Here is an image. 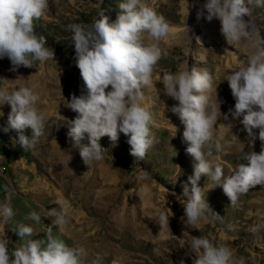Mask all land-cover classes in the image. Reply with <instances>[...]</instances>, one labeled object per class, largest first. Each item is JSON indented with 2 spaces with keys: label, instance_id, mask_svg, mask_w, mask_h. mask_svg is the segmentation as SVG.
Masks as SVG:
<instances>
[{
  "label": "rangeland",
  "instance_id": "374dc122",
  "mask_svg": "<svg viewBox=\"0 0 264 264\" xmlns=\"http://www.w3.org/2000/svg\"><path fill=\"white\" fill-rule=\"evenodd\" d=\"M165 1L153 0L152 8L162 14ZM174 1L180 4L184 0ZM197 1L205 3V0ZM120 2L102 0L98 7L100 0H49L44 17L36 22L35 31L46 37V46L54 51L55 57L44 63L37 61L33 67L21 66L16 71L11 70L8 58L0 59V89L11 91L28 84L33 90L41 88V109L38 110L47 117L44 134L35 148L24 151L15 141L18 140L15 130L3 131L11 112L10 105L0 106V203L11 195L15 213L8 223L0 218V239L7 240L9 249L23 244L26 239H46L49 226H53V218L46 216L47 212L59 209L56 201H62L70 205L68 222L63 231L58 225L53 226L52 234L70 247L85 248L88 257L83 264L93 261L97 264H113V261L115 264H194L198 256L189 248V242L192 236L200 235L228 246L235 258L244 257L245 264H264V186L257 185L242 194L238 205L233 207L222 186H213L207 176H202L199 184L209 206L208 218L199 222V230L186 227L181 219L184 209L178 199H184L183 184L193 174V161L186 153L187 144L182 139L184 126L169 110L167 95L160 105L150 108L156 102L151 97L154 88L163 86L159 81L161 73L178 71L186 56L192 68L206 70L213 76L210 95L214 97L219 91L226 92L231 97L227 111L234 108L235 100L225 79L244 60L240 62L241 49L226 43L219 19L209 20V30L218 37L215 45L195 40L196 47L187 53L181 43L160 42L159 46L166 48L170 57L158 62L152 85L145 90L144 106L155 114L157 126L152 130L156 142L146 157L136 160L130 154L128 137L120 133L115 142L107 135L100 139L105 150L101 161L94 162L89 168L83 163L80 146L89 141L85 137L77 144L69 135L68 121L77 114H71L66 103L73 94H86V89L80 70L75 66V46L67 26L89 24L101 10L112 23L120 11ZM245 4L251 11L245 20L252 21L260 36L264 35V7H256L248 0ZM175 12L180 18L179 5ZM167 21L170 26L177 23ZM38 75L42 80H37ZM110 90L111 86L106 89ZM214 101L217 104L220 100ZM242 119L241 116L240 130L230 131L231 139L242 133L250 151L259 152L261 142L257 139L254 148L249 144ZM173 124L179 129L175 136L168 131ZM159 125L167 131L158 128ZM24 134L31 137V128L25 129ZM246 154L236 151L222 157L220 152L213 150L208 159L214 165L220 164L227 176L230 167L247 163L243 161ZM144 174L147 178L138 181L137 177ZM33 211L41 215V222L27 218ZM161 212L169 217V224L163 227L158 223ZM19 224L33 227V235L19 238L12 230Z\"/></svg>",
  "mask_w": 264,
  "mask_h": 264
},
{
  "label": "clouds",
  "instance_id": "9594fccd",
  "mask_svg": "<svg viewBox=\"0 0 264 264\" xmlns=\"http://www.w3.org/2000/svg\"><path fill=\"white\" fill-rule=\"evenodd\" d=\"M248 2L264 7V0ZM101 3L102 0L97 6ZM48 6L49 0H0V59L8 58L12 71L55 57L54 51L46 46V37L35 31L36 22L44 17ZM119 9L112 23L101 10L89 24L67 26L75 46V66L80 70L86 89V94H73L66 103L77 114L68 121L69 135L77 144L87 137L89 143L80 146V156L88 168L103 159L105 150L99 141L105 135L114 142L120 133L127 136L130 154L136 160H143L156 142L152 131L155 114L144 106V98L158 62L170 57L169 51L159 46L160 42L168 40L170 24L147 0H121ZM205 10L208 20L213 17L220 20V31L226 43L246 54L242 65L225 79L235 100L229 112L233 119L243 117L241 122L248 133L249 144L254 148L258 139L261 148L259 152L248 151L243 157L247 163L230 167L225 176L222 166L208 159L213 150H222L220 136L214 132L218 112L210 96L213 76L203 69L189 70L187 60L181 70L162 74L159 81L164 85V93L177 102L169 110L184 126L182 139L193 161V174L183 184L184 199H178L184 209L181 219L186 227L198 230L199 222L208 218L209 209L199 184L202 176H207L213 186L221 185L233 207L238 205L242 194L257 185L264 186V39L256 25L245 20L251 15L245 0H205L198 18ZM109 86L111 90L106 91ZM39 99L29 86L11 91L0 89V106L11 107L3 131L15 130L18 133L15 141L24 151L34 149L44 134L47 117L35 107ZM227 118L225 115L224 119ZM27 128L32 130L31 137L24 134ZM178 130L176 125L168 129L172 136ZM146 178L147 174L137 177L138 181ZM56 203L59 209H51L46 216L52 217L53 226L58 225L63 231L70 205L62 201ZM14 215L9 195L0 203V218L8 223ZM27 218L41 222V215L35 211ZM158 223L162 227L169 224L168 215L161 212ZM53 226H49L46 239H26L13 249H9L7 240L0 239V264H83L88 257L86 249L70 247L54 237ZM12 230L19 238L31 237L34 232L33 227L25 224ZM189 248L198 256L194 264H245L244 257L235 258L231 248L203 235L192 236Z\"/></svg>",
  "mask_w": 264,
  "mask_h": 264
},
{
  "label": "bare ground",
  "instance_id": "6f19581e",
  "mask_svg": "<svg viewBox=\"0 0 264 264\" xmlns=\"http://www.w3.org/2000/svg\"><path fill=\"white\" fill-rule=\"evenodd\" d=\"M147 3L149 4V6L152 7L153 0H147ZM178 5L180 6V18H178L177 12H175V8ZM202 5L203 4L197 0H184L180 4H178L174 0H167V1H165V3H163L164 10L162 12V15H164L166 19H169L172 22L177 21V23L175 25L170 26V36H169L167 41L172 42V43H181L184 50L187 53L193 51L194 48L196 47V46L194 47L195 40L202 41V42L205 41L206 43L209 42V43H212V45L213 44L215 45L217 40H218L217 34H215L214 31L209 30L210 26H209V20L207 19V11L205 10L204 15L202 17L198 18V16H197V13L201 9ZM263 36L264 35H261L262 38H263ZM201 48H203V47H201ZM195 50H198V49H195ZM240 55H241L240 56V62L242 60H246V54H244L243 51L240 53ZM186 60H187L188 69L190 70L192 68V63H191V61H189V58L186 56V57H184L183 62L181 64V67L179 70H181L183 68L184 61H186ZM161 74H163V72ZM161 74L159 76H161ZM13 76H16V75L14 74ZM38 79L42 80L40 75L37 76V80ZM28 86H29V84H28ZM163 88H164V85L163 86L158 85L157 87L154 88L155 91H154L153 95L151 94L152 95L151 97H153L152 100L155 99L156 102H153L154 104L152 107L149 106L150 108H155L156 106L160 105L163 102V97H164V95H166L163 91ZM34 91L37 92L38 95H41V88L38 87V88L34 89ZM216 97L218 98V100H220L219 101L220 106H219V102H217L218 118H217L216 126L214 127V132L219 134L220 139H223V142H221L222 150L220 151V155L222 157H224L226 155L228 156V154L230 152L235 153L236 151H237V153L238 152L248 153V151H250V149H249L250 147L248 146V143L246 142L245 137L242 133L236 135V137L231 139L230 131L231 130H235V131L240 130L239 129V119H233L230 112L227 111V108L230 105V102L228 99L231 97H228L227 93L224 91H219L218 94L214 95V97L211 96L213 101L217 100ZM168 100H170L168 102L169 109L171 108L172 105L177 103L171 97H169ZM35 107L37 109H39V108L41 109V103H39V101H38V103L35 105ZM39 111L41 112V110H39ZM70 112H71V114L75 113L71 109H70ZM225 115H227V117H228L227 119H224ZM177 118H178V116H177ZM228 124H231L232 127L230 128L228 126ZM156 127L157 126L155 125L152 130L154 131L156 129ZM158 128L167 131L166 127H164L162 125H159ZM247 140H249V138Z\"/></svg>",
  "mask_w": 264,
  "mask_h": 264
}]
</instances>
